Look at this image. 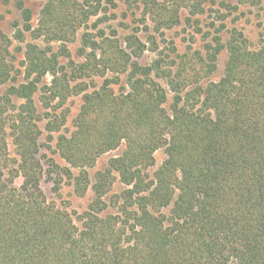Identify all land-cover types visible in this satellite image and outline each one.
<instances>
[{"label":"trees","instance_id":"16d2710c","mask_svg":"<svg viewBox=\"0 0 264 264\" xmlns=\"http://www.w3.org/2000/svg\"><path fill=\"white\" fill-rule=\"evenodd\" d=\"M43 1L38 28L25 10L15 40L30 33L48 47L13 52L0 31V264H264V45L251 49L237 30L226 44L216 35L187 76L176 61L142 64L148 49L135 35L124 47L114 35L84 33L78 64L66 46L56 53L51 45L75 40L103 0ZM203 5L146 7L172 28L182 10L200 14ZM225 50L222 78L201 85ZM78 97L70 132L68 105ZM53 142L67 167L43 157ZM122 148L92 182L99 159ZM161 149L166 159L150 176ZM45 178L56 191L68 180L80 198L93 192L80 227L48 201Z\"/></svg>","mask_w":264,"mask_h":264},{"label":"rangeland","instance_id":"374dc122","mask_svg":"<svg viewBox=\"0 0 264 264\" xmlns=\"http://www.w3.org/2000/svg\"><path fill=\"white\" fill-rule=\"evenodd\" d=\"M150 0H103L102 12L94 17L84 27L79 28L76 39L70 43H53L51 46L56 53H59L62 46H66L71 54V60L75 63H82L79 56L81 48V37L84 33L96 36L99 32H104L108 37L113 35L126 46V38L135 35L147 47L142 64H150L155 60L164 59L167 63L176 61L180 63L187 76H191L201 64V58L206 54V47L216 35H221L224 44L230 38V31L241 32L249 42L251 49H258L264 45V0H252L250 4L237 6L236 0H201L204 1L203 12L192 14L189 10H182L181 22L172 28L162 26L161 20L151 14L146 7ZM152 1V0H151ZM43 0H0V31H2L12 42L13 48L25 49L27 44H38L41 47H48L45 38L35 41L30 33H25V42L19 43L15 40L18 29H23L25 10H31L34 15L32 22L33 29L38 28L39 13L44 7ZM146 14V16H144ZM165 16V14H164ZM166 17L164 19L167 20ZM165 25V24H164ZM72 39V38H71ZM64 63L69 60L62 58ZM228 60V52L225 50L219 57L217 70L209 77H201V85L208 82H218L225 70ZM24 61L22 52L15 53V63L17 69L21 70L20 64ZM203 75V74H202ZM21 80V78H20ZM50 77L47 78L48 83ZM199 80V81H200ZM100 85L101 81H97ZM162 84L166 87L164 81ZM7 87L0 89V95L6 91ZM20 104V102H17ZM82 105L81 97L74 98L69 102L71 116L66 129L73 131V120L79 113ZM45 123L42 124V128ZM42 141L47 145V132H43ZM59 134L55 135V139ZM49 145V144H48ZM56 142L51 144V149L43 148L42 155L46 159H55L62 167H67L66 163L54 152ZM123 148L103 155L95 168L89 171L92 182H95L97 173L101 172L108 162L122 154ZM10 152L13 157L15 148L10 141ZM166 154L163 149L155 154L156 164L149 170V175L153 176L158 168L164 163ZM45 160V159H44ZM77 171L74 174L77 175ZM22 179L16 181V186L20 187ZM42 189L51 204L67 210L74 217L77 226L82 222L78 219L90 205L93 192L90 191L85 198H80L74 194L73 187L65 180L60 191H56L53 182L47 178L43 180ZM121 185H117L114 192L119 193Z\"/></svg>","mask_w":264,"mask_h":264}]
</instances>
